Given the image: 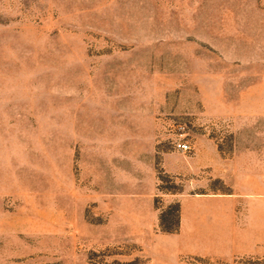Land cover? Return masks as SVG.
<instances>
[{
  "label": "rangeland",
  "instance_id": "rangeland-1",
  "mask_svg": "<svg viewBox=\"0 0 264 264\" xmlns=\"http://www.w3.org/2000/svg\"><path fill=\"white\" fill-rule=\"evenodd\" d=\"M0 264H264V0H0Z\"/></svg>",
  "mask_w": 264,
  "mask_h": 264
},
{
  "label": "trees",
  "instance_id": "trees-1",
  "mask_svg": "<svg viewBox=\"0 0 264 264\" xmlns=\"http://www.w3.org/2000/svg\"><path fill=\"white\" fill-rule=\"evenodd\" d=\"M179 224V204L169 203L158 214V226L161 232L174 233Z\"/></svg>",
  "mask_w": 264,
  "mask_h": 264
},
{
  "label": "built area",
  "instance_id": "built-area-1",
  "mask_svg": "<svg viewBox=\"0 0 264 264\" xmlns=\"http://www.w3.org/2000/svg\"><path fill=\"white\" fill-rule=\"evenodd\" d=\"M176 147L181 151H185V150L189 149V145L183 141L176 142Z\"/></svg>",
  "mask_w": 264,
  "mask_h": 264
}]
</instances>
